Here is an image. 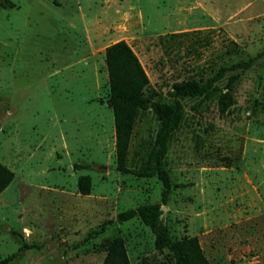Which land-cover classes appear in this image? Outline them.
<instances>
[{"label":"rangeland","instance_id":"rangeland-1","mask_svg":"<svg viewBox=\"0 0 264 264\" xmlns=\"http://www.w3.org/2000/svg\"><path fill=\"white\" fill-rule=\"evenodd\" d=\"M10 1L0 7V163L14 179L0 194V264H101L116 237L131 264H174L140 220L114 221L160 204L161 184L116 170L104 50L128 43L148 76L146 95L169 103L173 83L264 51V0ZM173 33L189 34L160 40ZM234 47L239 54L225 56ZM232 92L225 115L215 99L182 100L162 220L174 240L196 237L211 264H264V56ZM157 128L152 112L139 115L129 167ZM81 176L91 179L87 196Z\"/></svg>","mask_w":264,"mask_h":264},{"label":"trees","instance_id":"trees-1","mask_svg":"<svg viewBox=\"0 0 264 264\" xmlns=\"http://www.w3.org/2000/svg\"><path fill=\"white\" fill-rule=\"evenodd\" d=\"M122 1V0H120ZM0 7L12 8L10 0L0 1ZM189 33H173L160 38L161 41H174ZM238 55L237 48H228L225 56ZM264 56V51L254 57L239 59L233 63L225 62L211 76L189 77L177 81L171 87V102L165 103L146 95L149 87L148 76L131 46L121 40L107 46L104 50V62L109 84L108 104L112 109L115 133L116 170L122 174L132 173L142 178H157L161 184V203L145 204L116 215L114 221L122 224L134 218L150 229L154 236V247L158 251H168L174 264H211L205 257L196 237L182 236L178 240L171 237L170 231L162 220L161 206L166 205L172 190L170 175L164 168L169 145L173 134L184 120L183 99L196 100L199 103L215 99L220 115L229 112L234 104L232 85L241 74L253 67ZM227 76L226 84L220 88L217 83ZM145 111H150L158 122L155 138L146 157L136 168H131L129 148L137 118ZM226 167L230 162L225 163ZM76 169L89 168L75 165ZM14 179V173L0 163V194L7 189ZM77 190L82 196L91 192V179L81 176L77 180ZM98 231H91L88 236L100 234L106 225ZM105 257L101 264H131L125 242L121 237L104 243Z\"/></svg>","mask_w":264,"mask_h":264}]
</instances>
